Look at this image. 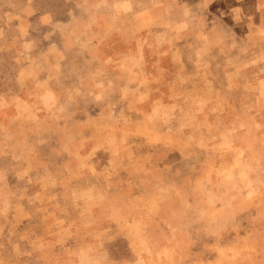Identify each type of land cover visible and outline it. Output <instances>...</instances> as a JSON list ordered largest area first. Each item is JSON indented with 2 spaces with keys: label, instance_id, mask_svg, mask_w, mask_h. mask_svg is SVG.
I'll list each match as a JSON object with an SVG mask.
<instances>
[{
  "label": "rangeland",
  "instance_id": "374dc122",
  "mask_svg": "<svg viewBox=\"0 0 264 264\" xmlns=\"http://www.w3.org/2000/svg\"><path fill=\"white\" fill-rule=\"evenodd\" d=\"M0 264H264V0H0Z\"/></svg>",
  "mask_w": 264,
  "mask_h": 264
}]
</instances>
